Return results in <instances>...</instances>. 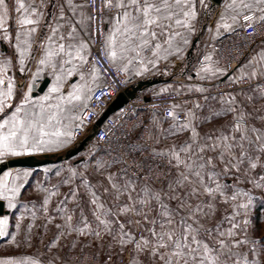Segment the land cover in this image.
<instances>
[{"label": "crops", "instance_id": "crops-1", "mask_svg": "<svg viewBox=\"0 0 264 264\" xmlns=\"http://www.w3.org/2000/svg\"><path fill=\"white\" fill-rule=\"evenodd\" d=\"M230 2L231 0H221L220 3L204 0V3H201L200 0H191L190 4L183 6V11L194 12V19L184 17L181 8L174 9L177 15L169 22L172 25L170 33L173 36L170 46L161 41L162 48L158 56H153L152 52L147 55L146 50L140 56L129 52L114 64L129 73H139L142 80L160 77L164 79L163 84L172 80L184 82V88L177 90L204 89L202 92L197 91L204 94L201 102L190 103L185 107L188 118L184 123H175L165 119L160 113L153 112L150 136L157 151L170 153L171 149L179 150V147L186 142H191V128L182 129V125L189 120L199 133L196 140L198 144H202L208 135L223 134L239 139L244 133L235 131V121L240 120V117L247 121L246 124H241V128L249 130L247 136L251 140L252 148L241 158L240 171L236 172L233 169L226 174H221L223 164L215 168L218 174L217 181L228 186L225 189V195L231 196L233 192H239L240 195L237 201L225 203L224 198L217 194L215 208L217 218L223 219L224 216L234 214V205H248L247 209L235 208V212L238 213L236 222L242 229L238 231V237L242 240L247 237L248 242L233 249L238 255L233 257L232 264H246V262L252 264L254 261L264 264V241L258 230L263 209L255 207L256 202L261 199L262 187L256 188L253 183L264 185V180H261L264 176V168L261 167L264 165V157H261L259 152L261 142L256 139L259 133H264V93L256 89H243L229 97L209 93L206 80L217 81L227 78L225 69L216 61L212 67L201 68L199 76L192 74L195 61L202 51L201 40L204 35L211 29L217 30L219 25L224 23L230 24V29L238 26L239 18L236 23H233L231 16L234 13L226 7ZM24 3L29 9L27 13L16 12L15 0H6L8 22L0 37L3 53V57L0 58V78L5 83L0 84V92L7 91V83L11 80L13 95L6 101L11 107H6L4 112L0 113V120L15 110L26 93L30 95L33 103L25 105V111L39 112L40 98L43 96L50 97L49 101L44 102L47 108V105L57 103L58 96L71 92L73 85L84 88L90 85L93 87L98 83V74L93 79V71L88 73L92 74L87 83L88 77L85 74L87 72L82 71L84 62L73 58L77 50H80L85 60L90 54L91 20L86 0H24ZM122 11L123 9L116 8L115 13H106L107 41L118 26ZM0 12H3V8H0ZM22 16H27L35 23L18 24L17 20ZM222 16L223 19H221ZM175 19L187 20L188 23L176 25ZM121 39L117 37V46ZM185 40L187 43L184 42ZM60 44H63L65 51L71 52L73 56L59 53L51 56L49 63L40 64V60L48 57L49 51H58ZM82 44H86L87 48L81 49ZM21 51L25 53L23 57L20 55ZM136 57H142L143 63H134ZM159 58L164 59L163 64L158 63ZM69 60L71 63L66 62ZM205 68L209 70L204 71ZM69 69H73L71 76L67 74ZM259 73H264V39L254 45L251 55L236 69V75L239 77L254 78ZM58 76L61 77L59 82ZM45 77L50 79L46 89L35 95V91ZM29 86H31L30 93ZM53 87H59L60 91L51 93L49 90ZM88 101L89 98L86 97L81 102L66 106L65 111L59 113V123L52 121L47 131L59 130L72 135L73 127L76 125L74 115L76 104L82 111L88 105ZM48 111H55V109H48ZM70 112H73V115H70ZM189 113L192 114L191 117ZM216 113L219 115H215ZM252 128L259 129V133L251 132ZM45 139L66 142L59 147L52 143L43 150L31 149L20 156L31 154L40 156L44 153L65 154L80 143L79 141L72 145L71 136L59 138L49 136ZM93 139L94 137L90 136L79 153L64 157L61 161L41 167H15L4 171L11 172L13 175L27 171L31 175L26 177L21 175L16 181V184L20 185L19 193L11 201V206L8 200L3 199L4 209L9 212L0 215V219L7 218V234L0 236V260L26 261V264H68L73 252L93 251L104 262L108 257L114 260L125 257V264H147L144 253L136 250L134 246L131 247V241L124 246L121 245V239L127 240L128 237L120 232L119 224L124 223L125 231L135 236L138 226L134 222L141 220V217L136 215V212L142 209L139 200H152L156 194H160L163 202L169 207H174L175 201L170 202L167 198L168 185L172 184L175 188L179 171L174 168L172 175L161 186L140 182L132 176H123L115 170L113 163L102 156H98L95 162L91 161L90 157L94 149L91 143ZM243 143L245 148H248V141ZM208 155L215 154L208 153ZM11 157L19 156L0 157V161ZM235 162L233 160V163ZM252 162H257V169L250 168ZM109 177L112 179L109 180ZM113 184L118 187L113 188ZM210 186L215 187V184L212 183ZM179 191L183 192V190ZM129 196L133 199H129ZM96 197L99 199L96 204H93L92 201ZM152 204L154 208H159L154 200ZM124 206L132 207L134 211L127 214L121 213L120 208ZM97 215L110 223L108 230L97 220ZM149 215L151 217L154 213ZM68 216L72 217L71 221L67 219ZM244 220H248L246 226ZM128 221L133 223H127ZM147 227L149 225L144 224V228ZM221 227L222 230H226L230 224L225 221ZM143 235L148 236L149 233L143 231Z\"/></svg>", "mask_w": 264, "mask_h": 264}, {"label": "snow or ice", "instance_id": "snow-or-ice-1", "mask_svg": "<svg viewBox=\"0 0 264 264\" xmlns=\"http://www.w3.org/2000/svg\"><path fill=\"white\" fill-rule=\"evenodd\" d=\"M200 2L204 3V0H200ZM15 3L16 12L27 13L29 11L24 0H15ZM190 3L191 0H105V7L123 9L118 20V26L108 37L106 48L109 61L114 64L118 59H123L129 52L140 56L144 50H151L153 56H158L162 48L161 41L169 46L172 43L173 36L170 33L172 25L169 22L177 15L174 9L181 8L184 17L188 19L195 18V13L191 10L183 11V6ZM226 7L234 13L231 16L233 23H236L238 18L246 22L247 27H253L255 23H264V0H231ZM0 8H3V12H0V28H4L8 22L6 0H0ZM221 19H223V16ZM17 23L30 25L35 21L27 16H22L17 20ZM187 23V20L175 19L176 25H187ZM219 26L226 30L231 28V25L227 23ZM32 31L34 32L35 29L33 28ZM118 36L122 39L117 46ZM184 42L187 43V40ZM80 48L86 49L87 45L82 44ZM59 53L73 56L71 52L65 51L63 44H60L58 51H49L48 57L40 60V64L49 63V58ZM20 55L23 57L25 53L21 51ZM73 58L86 62L85 57L80 54V50L76 51ZM205 59L208 60L210 57H205ZM66 62L71 63V60ZM21 63H23V60H21ZM203 70L208 71L209 69L205 68ZM92 71L94 74L93 79H95L99 69L93 67ZM72 72L73 69H69L67 74L71 76ZM60 79L61 77L58 76L57 81L59 82ZM4 83L5 81L0 78V84ZM72 87L71 92L67 95L58 96L57 103L55 105L49 104L47 108L44 102L49 101L50 97H41L39 112L29 113L25 111V105L33 103L30 95L26 93L20 104L15 107V110L0 120V157L20 156L31 149L43 150L48 144L52 143H55L57 147L62 146L66 141H52L45 139V137L71 136V133L59 130L49 132L47 129L51 127L52 121L55 120L59 123V113L65 111L66 106H72L85 99L83 97V87H77L76 85ZM49 91L58 93L60 89L59 87H53ZM197 91L202 92L204 89H197ZM28 92H31V86H29ZM12 95L13 84L9 80L7 91L0 92V113H3L6 107H11L6 101L10 100ZM53 108L55 111H48V109ZM22 113L23 115H21ZM169 115L174 116L171 112ZM191 115L189 113L190 117ZM215 115H219V113ZM239 119L243 121V117ZM189 128H191V142H186L179 147V150L171 149L170 153H157L160 156L170 155L169 164L179 171L175 188L172 184H169V192L167 193L168 200L170 202L175 201V206L169 207L168 204H165L160 194L154 195L152 200H139L142 209L137 211L136 215L140 216L141 220L134 223L140 228L141 232L147 231L149 235L144 236L141 234L139 238L132 236L125 231V224L120 223V232L123 236L128 237L127 240L121 239L120 243L124 246L130 241L134 242L135 249L144 253L147 264H232L233 257L238 255L233 249L248 242L247 237L243 240L238 237V231L242 229L241 225L236 222L238 213L235 212V208L247 209L248 205H234L233 215L224 216L223 219L217 218L215 208L217 194L224 198L225 203H228L229 201H237L240 193L233 192L231 196H226L225 189L228 186L217 181L218 174L215 172V168L223 164L221 174H226L233 169L236 172L240 171L241 158L252 148L251 140L247 136L249 130L242 129L241 124L237 123L235 131L244 133L240 135L239 139L223 134L208 135L204 138L202 144H198L196 140L199 133L191 125V120L182 125V129ZM250 131L259 133V129L256 128H252ZM256 139L261 142L259 152L261 157H264V133H259ZM246 140L248 141V148H245L243 143ZM208 153H214L215 155H208ZM182 154H186V156H182ZM233 160L236 162L233 163ZM257 167V162L250 163L251 169H257ZM261 167L264 168V165H261ZM21 175L26 177L31 173L25 171L22 174L13 175L11 172H4L0 175V199L8 200L10 206L11 201L19 193L20 185H17L16 181ZM73 175H75L74 171ZM108 179L111 180L112 178L109 177ZM261 180H264V176L261 177ZM212 183L215 184V187L210 186ZM253 183L256 188L264 187L259 183ZM112 187L117 188L118 186L113 184ZM179 190H183V192ZM244 195H247V193H244ZM93 196H95V193H93ZM201 197H205V199H201ZM98 199L96 197L92 203L96 204ZM129 199L133 198L129 196ZM153 200L159 205L158 209L153 207ZM249 202H251V197H249ZM45 203H47V200H45ZM98 207H102V205H98ZM131 211H134V208L129 206L120 208L121 213L127 214ZM150 213H154V215L150 217ZM96 218L104 225L106 230L109 229L110 223L108 221L101 219L99 215ZM67 219L71 221L72 217L68 216ZM225 221L230 224V227L222 230L221 226ZM127 223H133V221ZM144 224L149 225V227L144 228ZM247 224L248 220H244V225ZM6 226L7 218L0 219V236L7 234ZM96 235H99V233H96ZM0 264H26V261L16 262L7 259L0 260ZM252 264H259V261H254Z\"/></svg>", "mask_w": 264, "mask_h": 264}, {"label": "built area", "instance_id": "built-area-1", "mask_svg": "<svg viewBox=\"0 0 264 264\" xmlns=\"http://www.w3.org/2000/svg\"><path fill=\"white\" fill-rule=\"evenodd\" d=\"M91 20V49L82 71L89 72L93 67L99 69L98 83L92 87L88 105L82 110L80 121L75 125L71 144L75 145L94 131V139L99 152L93 154L91 161L95 162L101 156L113 163L115 170L123 176L135 177L140 182L156 186L163 185L172 175L174 168L169 164V156H160L154 147L150 136L153 112L160 113L165 119L175 123L187 120L185 107L190 103L201 102L204 94L197 91L171 90L167 91L159 84L137 90L134 95L115 112L111 113L102 124L96 120L116 97L142 80L139 73H129L117 67L107 56L106 21L107 12H116L115 7H105V0H86ZM4 29L0 28V37ZM264 39V23H255L247 27L246 22L239 19L238 26L232 29L218 27L211 29L201 40L202 51L197 57L192 74L200 75L203 67H212L215 61L223 67L227 78L208 81L209 93L229 97L243 89H256L264 93V73L254 78L239 77L237 67L251 55L254 45ZM152 51L146 50L149 55ZM213 54V55H212ZM3 57L0 43V58ZM205 57H210L206 60ZM142 57H136L134 63H143ZM163 64L164 59L159 58ZM158 78V77H153ZM80 110V107H78ZM174 116H170L169 113ZM175 117V118H174ZM235 123L246 124V120H236ZM143 235L137 228L135 237ZM131 247L134 242H130ZM68 264H125L126 258L114 260L108 257L104 262L93 251L73 252Z\"/></svg>", "mask_w": 264, "mask_h": 264}, {"label": "water", "instance_id": "water-1", "mask_svg": "<svg viewBox=\"0 0 264 264\" xmlns=\"http://www.w3.org/2000/svg\"><path fill=\"white\" fill-rule=\"evenodd\" d=\"M214 1L216 3L221 2V0H214ZM49 80H50L49 77H45L34 94L36 95L37 93L43 92L46 89ZM163 81L164 79L160 77L144 79L141 80L136 85L132 86L130 89L126 90L125 92L120 93L116 97V99L106 109L102 111V113L95 122L96 126L102 124V122L105 120L106 117H108L111 113L119 109L128 100V97L134 95V93L137 90L144 87H149L152 85L159 84ZM89 138L90 135L86 136L84 139L80 141L77 147L73 148L70 151H67L65 154L44 153L43 155L40 156L31 154V155L11 157L9 159H6L5 161L0 163V175L7 169H11L15 167H33V168L41 167L50 163L61 161L64 157L76 155L84 148V145ZM4 206H5L4 200L0 199V215L9 212L8 210L4 209Z\"/></svg>", "mask_w": 264, "mask_h": 264}, {"label": "rangeland", "instance_id": "rangeland-1", "mask_svg": "<svg viewBox=\"0 0 264 264\" xmlns=\"http://www.w3.org/2000/svg\"><path fill=\"white\" fill-rule=\"evenodd\" d=\"M89 72L85 73V74H87V77H88L87 78V83L90 81V77H91V74H92V73L88 74ZM184 85H185L184 82H179L177 80H172V81L167 82L166 84H163L161 82L160 87L162 89H164V90L171 91V90L182 89V88H184ZM91 90H92L91 85H90V87H84L83 88V97L84 98H86V97L89 98ZM70 115H73V112L72 113L70 112ZM74 115L76 117L75 119H76V124H77L80 121L81 115H82V111L78 110V105L77 104H76V110H75V114ZM63 125H64V122L62 121L61 126L63 127ZM73 129H74V127H73ZM91 143H92V147L94 148L93 152H92V155L95 154V153H98V152L100 154L99 147H98L96 141L93 139L91 141ZM92 155H91L90 159L92 158ZM0 163H1V161H0ZM77 171H79V170H77ZM256 191H258V189ZM258 193H259V191H258ZM260 198L261 199L256 202L255 207H257V208L260 207L261 209H263L262 214H261V216L259 218V222H258V224H259V227H258L259 229L258 230H260V233H261L262 237H264V189H263V187H262V194H261ZM262 241H264V239Z\"/></svg>", "mask_w": 264, "mask_h": 264}, {"label": "trees", "instance_id": "trees-1", "mask_svg": "<svg viewBox=\"0 0 264 264\" xmlns=\"http://www.w3.org/2000/svg\"><path fill=\"white\" fill-rule=\"evenodd\" d=\"M93 135H94V131L91 132L90 136L93 137Z\"/></svg>", "mask_w": 264, "mask_h": 264}]
</instances>
